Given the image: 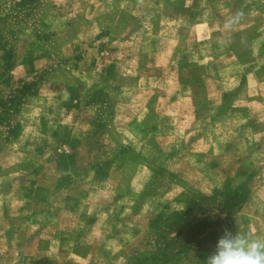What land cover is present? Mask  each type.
<instances>
[{"label":"rangeland","instance_id":"rangeland-1","mask_svg":"<svg viewBox=\"0 0 264 264\" xmlns=\"http://www.w3.org/2000/svg\"><path fill=\"white\" fill-rule=\"evenodd\" d=\"M187 1L0 0V196L10 197L0 264H206L225 229L264 238V181L249 198L238 157L226 156L212 182L213 169L202 174L190 159L197 149L167 161L165 135L149 129L156 111L172 110L174 121L192 111L165 100L183 93L178 77L211 76V60L182 70V57L192 65L222 52L252 23L237 4L214 21L221 39L203 42L182 22ZM242 1L258 5L264 30V0ZM238 11L244 21L225 31ZM56 232L90 242V254L66 262L31 246L36 260L18 262L20 241Z\"/></svg>","mask_w":264,"mask_h":264},{"label":"crops","instance_id":"crops-1","mask_svg":"<svg viewBox=\"0 0 264 264\" xmlns=\"http://www.w3.org/2000/svg\"><path fill=\"white\" fill-rule=\"evenodd\" d=\"M237 4L243 5L247 12L246 16L252 23L228 36L231 41L225 40L227 47L224 51L203 53L204 55L192 65L184 59V56L182 57V70L199 69L206 60H211V63L207 64L211 76L191 80L178 77L176 83L183 87V93L175 98L173 95H164L166 102L172 105L180 102H186L188 106L190 104L192 108L190 114L182 112L179 120L174 121L172 110L156 111L150 116L149 129L151 133L165 135L167 161L177 157L178 151L197 149L200 153L190 154V159L202 174H205V167H211L213 176L210 180L215 183L219 181L216 168L222 163L217 157H238L236 173L241 176L237 179L248 182L251 188L254 182L264 181V175L259 168L264 165V30L259 26L260 24L255 25L256 19L263 14L258 10V5L250 1L243 3L242 0H192L181 3L185 11L182 22L184 26L196 31L198 39L207 38L208 41L212 39L215 42L221 38L215 33L214 21L220 19L223 10L231 11L235 6L237 7ZM174 52L177 54L180 51L176 49L172 51ZM180 54L187 55L188 50ZM160 80H157L155 86L174 83L173 80ZM185 118L191 121L186 129L183 126ZM175 134L182 136L177 137L174 136ZM184 135L189 136V139ZM173 137L175 140H171ZM209 151H212L213 156L216 157L213 163L204 160L206 157L204 153ZM232 164L235 162L233 161ZM250 167L252 169H249ZM184 180L188 179L183 178L182 182ZM197 180L206 181L201 177ZM253 190L254 188H251L249 198L258 196ZM0 197V208L6 215L9 213L7 202L10 197L8 193ZM241 212L243 208L239 213L243 222ZM240 227L243 228L242 225ZM20 243L19 247H16V256L20 263L36 260L33 253H28L31 246H38L44 250L51 249L55 260L66 262L76 261L80 256L89 255L91 248L90 242L79 241L62 232H56L54 241H20ZM11 252L12 250H8L5 253L4 261L9 258Z\"/></svg>","mask_w":264,"mask_h":264},{"label":"clouds","instance_id":"clouds-1","mask_svg":"<svg viewBox=\"0 0 264 264\" xmlns=\"http://www.w3.org/2000/svg\"><path fill=\"white\" fill-rule=\"evenodd\" d=\"M244 19L242 11L236 12L226 22L225 31H233ZM206 264H264V238L225 229Z\"/></svg>","mask_w":264,"mask_h":264},{"label":"trees","instance_id":"trees-1","mask_svg":"<svg viewBox=\"0 0 264 264\" xmlns=\"http://www.w3.org/2000/svg\"><path fill=\"white\" fill-rule=\"evenodd\" d=\"M177 216H179V215H177ZM177 216H176V217H177Z\"/></svg>","mask_w":264,"mask_h":264}]
</instances>
